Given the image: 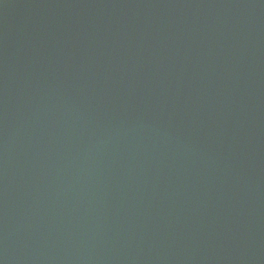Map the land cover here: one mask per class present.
Here are the masks:
<instances>
[{
	"label": "water",
	"instance_id": "95a60500",
	"mask_svg": "<svg viewBox=\"0 0 264 264\" xmlns=\"http://www.w3.org/2000/svg\"><path fill=\"white\" fill-rule=\"evenodd\" d=\"M0 264H264V0H0Z\"/></svg>",
	"mask_w": 264,
	"mask_h": 264
}]
</instances>
